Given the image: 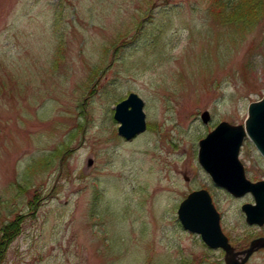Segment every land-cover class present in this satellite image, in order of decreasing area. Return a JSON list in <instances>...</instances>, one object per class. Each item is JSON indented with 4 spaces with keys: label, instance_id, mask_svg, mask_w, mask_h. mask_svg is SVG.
I'll use <instances>...</instances> for the list:
<instances>
[{
    "label": "rangeland",
    "instance_id": "obj_1",
    "mask_svg": "<svg viewBox=\"0 0 264 264\" xmlns=\"http://www.w3.org/2000/svg\"><path fill=\"white\" fill-rule=\"evenodd\" d=\"M210 4L0 0V228L22 217L0 264H224L177 220L199 189L238 256L264 237L240 209L252 196L231 197L197 162L200 139L242 125L264 96V16L214 20ZM129 93L146 130L124 141L112 116ZM239 158L249 180L264 179L251 143Z\"/></svg>",
    "mask_w": 264,
    "mask_h": 264
},
{
    "label": "water",
    "instance_id": "obj_2",
    "mask_svg": "<svg viewBox=\"0 0 264 264\" xmlns=\"http://www.w3.org/2000/svg\"><path fill=\"white\" fill-rule=\"evenodd\" d=\"M142 101L134 94L115 107L114 118L121 125L118 133L125 139H131L144 131V114ZM130 108V110H128ZM206 123L209 119L205 112L201 116ZM247 136L264 158V97L251 103L247 109L244 126H230L220 123L203 140L199 141L198 161L201 167L209 173L213 182L235 196L250 192L255 205H244L248 224L264 223V182L252 184L244 178V170L238 161V152L243 138ZM88 166V168H87ZM86 170L93 166L92 159L87 161ZM178 218L182 226L201 234L204 242L211 248H222L225 251L226 264H244L247 258L259 248H264V239L251 242L248 249L242 251V258L237 261L233 249L226 238L220 233L218 215L211 205L205 191L191 193L180 205Z\"/></svg>",
    "mask_w": 264,
    "mask_h": 264
},
{
    "label": "trees",
    "instance_id": "obj_3",
    "mask_svg": "<svg viewBox=\"0 0 264 264\" xmlns=\"http://www.w3.org/2000/svg\"><path fill=\"white\" fill-rule=\"evenodd\" d=\"M209 2L211 4H210V8L208 7V14L214 20L215 19L226 20L228 23H230L231 20L233 21L239 20V22L243 21V22H246L248 25L252 22H255V20H257V18H259L260 16H264L262 14L264 10L263 8L264 0H235V1L234 0H209ZM216 3L218 5V8H215ZM239 5H242L243 9L246 8L247 11L254 9L255 16L248 17L249 20H246L245 17L243 18L244 13L241 12L240 16L235 14L236 12L234 13L233 11L239 8ZM215 10H217V12ZM20 218H21L20 216H17L15 220H13L11 223H8L6 225L3 224L4 226L3 225L1 226L0 229L2 230L1 231L2 235H0V244H2L4 247H6L8 243L12 242L14 240V237L19 234L21 221H22ZM6 228H9V230L6 231ZM4 231H6V234H7L6 240L4 239L5 238L4 235H6ZM1 255H2V252H0V261H1Z\"/></svg>",
    "mask_w": 264,
    "mask_h": 264
},
{
    "label": "bare ground",
    "instance_id": "obj_4",
    "mask_svg": "<svg viewBox=\"0 0 264 264\" xmlns=\"http://www.w3.org/2000/svg\"><path fill=\"white\" fill-rule=\"evenodd\" d=\"M21 218H22V217H21ZM21 218H20V219H21ZM241 257H242L241 255H240V256L235 255V258H234V259H236L237 261H239V260L241 259Z\"/></svg>",
    "mask_w": 264,
    "mask_h": 264
}]
</instances>
